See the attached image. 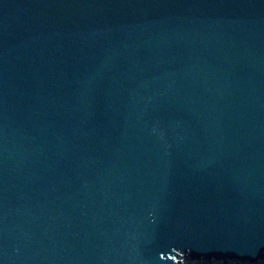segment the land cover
Masks as SVG:
<instances>
[{
  "label": "water",
  "instance_id": "95a60500",
  "mask_svg": "<svg viewBox=\"0 0 264 264\" xmlns=\"http://www.w3.org/2000/svg\"><path fill=\"white\" fill-rule=\"evenodd\" d=\"M264 259V0H0V264Z\"/></svg>",
  "mask_w": 264,
  "mask_h": 264
},
{
  "label": "rangeland",
  "instance_id": "374dc122",
  "mask_svg": "<svg viewBox=\"0 0 264 264\" xmlns=\"http://www.w3.org/2000/svg\"><path fill=\"white\" fill-rule=\"evenodd\" d=\"M186 264H251V263H246V262H239V261H234V260H227L224 262L221 261H206V260H201V261H196L195 263H186ZM253 264H264V259L257 261V263Z\"/></svg>",
  "mask_w": 264,
  "mask_h": 264
}]
</instances>
